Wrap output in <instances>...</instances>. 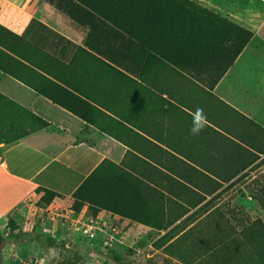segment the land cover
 <instances>
[{
	"label": "rangeland",
	"instance_id": "obj_1",
	"mask_svg": "<svg viewBox=\"0 0 264 264\" xmlns=\"http://www.w3.org/2000/svg\"><path fill=\"white\" fill-rule=\"evenodd\" d=\"M158 1L156 8L148 0V9L141 12L144 20H134L136 13L129 20L139 0H42L39 17L47 25L33 20L26 34H13L21 42L16 51L25 59L3 67L129 150L120 160L106 159L98 204L84 203L77 209L73 198L57 197L46 204L45 195L38 193L40 199L23 210L22 221L0 219V264H264V245L259 244L255 225L258 219L264 222V156L258 160V154H264V132L253 133L246 140L248 148L238 145L252 158L243 161L244 174L224 189L217 177L157 175L158 164L172 167L171 159H158L157 149L171 152L151 141L141 145L129 136L141 135L125 124L130 111L127 87L141 86L140 81L155 86L160 75L169 90L180 80L186 88L207 92L233 55L227 51L234 29L228 28L225 43H216V50L198 60L192 24L167 0ZM192 1L218 15L198 0L178 2L186 8L184 3ZM216 16L211 19L214 30L223 25L218 17L228 27L233 23ZM130 26L133 32L147 30L149 39L143 40L166 56L151 55L141 40L133 39ZM214 33L208 34L213 45ZM67 78L90 93L80 91L78 100L58 93ZM30 118V130L46 126ZM4 121L0 115V125ZM20 127L6 132L0 127V141L15 140L25 131ZM256 135L260 141L253 139Z\"/></svg>",
	"mask_w": 264,
	"mask_h": 264
},
{
	"label": "crops",
	"instance_id": "obj_2",
	"mask_svg": "<svg viewBox=\"0 0 264 264\" xmlns=\"http://www.w3.org/2000/svg\"><path fill=\"white\" fill-rule=\"evenodd\" d=\"M198 1L252 32V40L207 92L186 88L180 80L169 90L160 75L156 76L155 86L141 81V86L130 85L126 89L130 111L125 124L141 135L129 133L136 142L146 145L151 141L171 152L168 155L157 149L161 155L158 159L172 161L171 169L158 164L157 175L217 177L224 189L244 174L243 161L252 158L238 145L247 147L246 140H251L253 133L264 132V0ZM41 3L42 0H0V33L7 31L0 37V115L5 120L0 127L4 132L11 127L25 129L19 140L0 141V219L10 216L22 221L23 210L40 199L38 189L72 198L104 160H120L129 150L3 67L8 68L6 63L14 59L24 61L17 52L21 42L16 36L26 34L31 21L47 25L39 17ZM64 81L67 84L62 86L71 87L73 92L76 89L74 93L79 97L81 92L90 93L73 80ZM198 109L207 123L194 135L190 130ZM30 116L46 126L30 130ZM253 139L260 141L258 135ZM258 156L261 160L264 154Z\"/></svg>",
	"mask_w": 264,
	"mask_h": 264
},
{
	"label": "trees",
	"instance_id": "obj_3",
	"mask_svg": "<svg viewBox=\"0 0 264 264\" xmlns=\"http://www.w3.org/2000/svg\"><path fill=\"white\" fill-rule=\"evenodd\" d=\"M139 1L141 2V4L138 5L137 7L132 8L131 11L129 12V15H128L129 20L132 17L133 13L137 14V16H134L135 14H133L132 18L134 20H136V19L144 20V18H143L144 16L146 18V14H141V12L144 13L148 9V4H149L148 0H139ZM151 1L153 4H155V7L157 8L159 1L158 0H151ZM167 1H168L167 2L168 4L172 5V7L177 9L178 13L181 14L182 17L187 18L186 20L192 24V28L194 29L193 33L195 34L194 40L199 43V45L196 46V49H195L197 59H198V57L199 58H203L204 56L206 57L211 50L212 51L216 50V48H217L216 43H220L222 41H223V43H225L224 40H222L223 34L227 31H229V29L230 30L234 29L233 39L231 40V47H228V51H227V53L233 54L232 59L225 64L224 68L222 69L221 75L229 68V66H231V64L234 62V60L239 56V54L244 50V48L250 43V41L253 38V33L250 32L249 30L242 28V27H240L234 23H230V25H231L230 27L226 26L225 25L227 23L226 20L218 17V15L216 16L215 13H213L209 10L202 8L195 1L194 2L192 1V3H184L186 8L180 7V4H183V3L178 2L179 0H167ZM214 16L219 18L218 19L219 24H223L222 27L215 28V30H214V27L211 26V24H213L211 22V19ZM130 28H131V36H133V39H136L138 41L141 40L140 43L143 44V47H145L146 49H148L150 51L151 55L156 56V57H163V56L165 57L166 56V51L159 50L155 45H151L149 43V41L143 40V38L149 39V33L147 32V30H144L142 28V31H140V33L137 30H134V32H137V33H134L132 31L131 26H130ZM211 32H215L214 35H215V37L217 36L216 37L217 42H215V44H214L215 46L211 42L213 40L210 41L211 36L208 37V34ZM158 35H159V33H158ZM0 66H1V64H0ZM58 89H59L58 93H60V92L64 93L65 92L69 96V97L68 96L67 97L71 100H73V99L78 100V98H80L79 96H77L73 91H71L67 87H62V88L59 87ZM42 95L45 96L44 94H42ZM46 98L50 99L49 97H46ZM75 114H77V113H75ZM78 116H80V115H78ZM81 118H83V117H81ZM85 120H87V119H85ZM23 136H24V133L20 134L15 140H19ZM108 165H109L108 160H104L101 163V165L90 176L87 177V179L84 181V183L73 194L72 198L75 201L74 208L79 209L84 203H90V204L96 203V204H98V200H96L97 195L102 190V188L105 187V184L102 181L103 179L101 178V174H102L103 170ZM38 193H43L45 195L43 197L42 201L46 204L51 203V201L56 197L62 198V196L59 195L58 193H55L53 191H49L46 189H38L36 191V194H38ZM260 194L262 196H264V187L260 190ZM259 203L262 205L261 201ZM255 225L257 226V228L259 230V234L261 235L259 244L264 245V222L261 219H258L256 221ZM129 264H131V263H129Z\"/></svg>",
	"mask_w": 264,
	"mask_h": 264
},
{
	"label": "clouds",
	"instance_id": "obj_4",
	"mask_svg": "<svg viewBox=\"0 0 264 264\" xmlns=\"http://www.w3.org/2000/svg\"><path fill=\"white\" fill-rule=\"evenodd\" d=\"M207 123L206 117L202 114V110H197V114L194 121V126L191 128L192 134H198Z\"/></svg>",
	"mask_w": 264,
	"mask_h": 264
}]
</instances>
